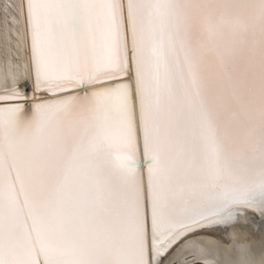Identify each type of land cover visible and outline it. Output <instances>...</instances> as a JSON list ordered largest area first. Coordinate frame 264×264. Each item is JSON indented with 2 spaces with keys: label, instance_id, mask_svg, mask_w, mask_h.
I'll return each mask as SVG.
<instances>
[{
  "label": "snow or ice",
  "instance_id": "obj_1",
  "mask_svg": "<svg viewBox=\"0 0 264 264\" xmlns=\"http://www.w3.org/2000/svg\"><path fill=\"white\" fill-rule=\"evenodd\" d=\"M256 218L264 0H0V264H175Z\"/></svg>",
  "mask_w": 264,
  "mask_h": 264
},
{
  "label": "bare ground",
  "instance_id": "obj_2",
  "mask_svg": "<svg viewBox=\"0 0 264 264\" xmlns=\"http://www.w3.org/2000/svg\"><path fill=\"white\" fill-rule=\"evenodd\" d=\"M122 2L126 3V0ZM36 95L29 82V105L38 102ZM144 160L141 148L139 161ZM140 171L146 177L145 164L141 165ZM258 223V227H232L223 236L206 232L199 237L185 238L174 250L175 264H264V221L258 220Z\"/></svg>",
  "mask_w": 264,
  "mask_h": 264
},
{
  "label": "water",
  "instance_id": "obj_3",
  "mask_svg": "<svg viewBox=\"0 0 264 264\" xmlns=\"http://www.w3.org/2000/svg\"><path fill=\"white\" fill-rule=\"evenodd\" d=\"M25 88H26L27 94L29 95V84L27 86H25ZM29 102H30L29 100L26 101V104H29ZM139 164H140V166L143 165V164L146 165V160H144L143 162L139 161Z\"/></svg>",
  "mask_w": 264,
  "mask_h": 264
}]
</instances>
